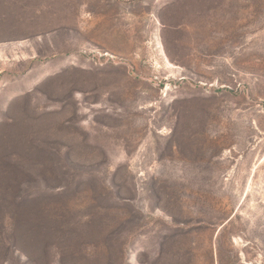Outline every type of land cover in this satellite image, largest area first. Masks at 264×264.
<instances>
[{"label":"rangeland","instance_id":"obj_1","mask_svg":"<svg viewBox=\"0 0 264 264\" xmlns=\"http://www.w3.org/2000/svg\"><path fill=\"white\" fill-rule=\"evenodd\" d=\"M0 264H264V0H0Z\"/></svg>","mask_w":264,"mask_h":264},{"label":"bare ground","instance_id":"obj_2","mask_svg":"<svg viewBox=\"0 0 264 264\" xmlns=\"http://www.w3.org/2000/svg\"><path fill=\"white\" fill-rule=\"evenodd\" d=\"M236 241L238 242L239 240L238 239H236ZM239 244V243H238Z\"/></svg>","mask_w":264,"mask_h":264}]
</instances>
